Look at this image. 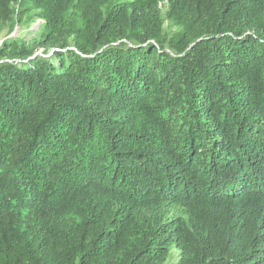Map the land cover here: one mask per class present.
Segmentation results:
<instances>
[{
	"label": "trees",
	"instance_id": "obj_1",
	"mask_svg": "<svg viewBox=\"0 0 264 264\" xmlns=\"http://www.w3.org/2000/svg\"><path fill=\"white\" fill-rule=\"evenodd\" d=\"M19 16L56 47L0 44V264H264V0Z\"/></svg>",
	"mask_w": 264,
	"mask_h": 264
},
{
	"label": "rangeland",
	"instance_id": "obj_2",
	"mask_svg": "<svg viewBox=\"0 0 264 264\" xmlns=\"http://www.w3.org/2000/svg\"><path fill=\"white\" fill-rule=\"evenodd\" d=\"M18 24L12 31L9 27H5L0 30V44L5 40L11 39L13 42L18 43L19 46L36 47L39 53H53L56 46L44 45L40 39V29L42 21L31 22L30 27H25V23L28 20L25 17L19 16ZM5 58L3 61H6Z\"/></svg>",
	"mask_w": 264,
	"mask_h": 264
}]
</instances>
